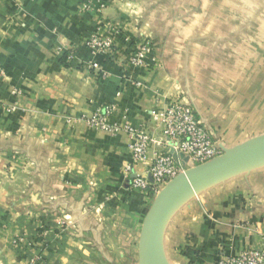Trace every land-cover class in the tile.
Wrapping results in <instances>:
<instances>
[{"label":"crops","instance_id":"1","mask_svg":"<svg viewBox=\"0 0 264 264\" xmlns=\"http://www.w3.org/2000/svg\"><path fill=\"white\" fill-rule=\"evenodd\" d=\"M213 1L184 0L201 12L181 14L182 0H106L101 19L79 0H0V101L16 103L14 110L0 106V264H139L152 194L129 188L126 136L92 131L75 117L115 104L114 120L125 111L132 126L160 132L151 112L179 100L181 69L198 68L196 54L207 45L193 43L213 35L206 27ZM130 11L146 24L162 69L148 58L142 66L127 63L122 23ZM119 26L116 60L94 55L92 32ZM183 53L192 54L188 65ZM218 106L204 98L194 107L211 136L224 132L210 115ZM263 240L261 162L183 198L160 226L157 253L162 264H214L220 251L261 248Z\"/></svg>","mask_w":264,"mask_h":264},{"label":"rangeland","instance_id":"2","mask_svg":"<svg viewBox=\"0 0 264 264\" xmlns=\"http://www.w3.org/2000/svg\"><path fill=\"white\" fill-rule=\"evenodd\" d=\"M207 10V17L213 20L206 27L213 35L194 39L196 48L199 45L207 48L196 54L200 61L198 68L180 70L182 91L175 96L193 109L204 98L219 105L215 107L217 112L212 109L210 115H216L224 132L214 131L212 138L224 152L264 136V0H228V4L225 0L220 3L214 0ZM179 12L200 14L201 10L185 5L182 0ZM123 18L122 27L129 28L126 31L129 37L144 46L145 64L148 58L162 69V60L152 50L153 40L150 33L145 34L147 27L139 14L130 11ZM189 55L192 54L183 53L187 65ZM220 105L222 111H218ZM153 199L154 194L150 201Z\"/></svg>","mask_w":264,"mask_h":264},{"label":"built area","instance_id":"3","mask_svg":"<svg viewBox=\"0 0 264 264\" xmlns=\"http://www.w3.org/2000/svg\"><path fill=\"white\" fill-rule=\"evenodd\" d=\"M79 3L82 11L97 13L101 19L105 18L106 0H79ZM122 29L119 26L115 32L110 30L108 33L96 29L88 42L91 52L116 60L114 36L121 33ZM125 40L129 42L131 50L127 63L135 67L144 65V46L135 44L129 36ZM67 59H72V53L67 54ZM88 66L98 68L95 62L88 63ZM3 76L4 72L0 68V79ZM11 93L16 95L19 91L13 89ZM0 106L14 110L16 103L6 104L0 101ZM115 112V104H100L88 114H78L75 119L92 131L126 136L131 160L125 164L123 171L129 179L130 189L156 195L167 182L188 166L203 164L223 153L209 131L197 120L192 108L181 100H170L162 109L151 112L152 118L159 120L161 124L157 134L145 125L132 126L125 111H122L119 120H114ZM138 165L144 167L143 173L136 171ZM214 264H264V240L261 248L245 247L237 254L220 251Z\"/></svg>","mask_w":264,"mask_h":264},{"label":"water","instance_id":"4","mask_svg":"<svg viewBox=\"0 0 264 264\" xmlns=\"http://www.w3.org/2000/svg\"><path fill=\"white\" fill-rule=\"evenodd\" d=\"M261 162H264V136L230 148L211 161L189 167L167 182L145 213L138 239L139 264H162L157 253L158 231L183 198L206 184Z\"/></svg>","mask_w":264,"mask_h":264}]
</instances>
